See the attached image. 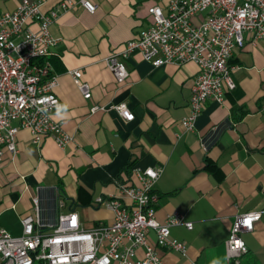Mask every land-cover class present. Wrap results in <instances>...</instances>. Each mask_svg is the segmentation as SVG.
<instances>
[{
    "label": "crops",
    "instance_id": "0c3cea01",
    "mask_svg": "<svg viewBox=\"0 0 264 264\" xmlns=\"http://www.w3.org/2000/svg\"><path fill=\"white\" fill-rule=\"evenodd\" d=\"M21 1L0 0V14L14 11ZM29 1L47 13L64 0ZM91 2L94 13L77 5L50 26L57 40L49 59L57 79L54 92L63 104L54 119L72 140L59 148L45 138L38 148L27 130L19 131L17 153L5 152L0 163V230L21 237L20 221L32 213L34 198L48 222L74 211L87 230L111 223L113 213L94 206V199L118 197L119 184H129L133 168H161L154 185L156 219L161 223L179 214L193 224L191 231L171 228V238L185 244L186 256L163 249L162 264H264V41L252 42L244 34L243 49L229 62L235 88L222 103L208 101L186 131L180 122L190 113L194 64L153 68L135 53L125 63L129 76L122 85L105 65L112 52L148 28V10L160 0ZM76 70L89 87L88 100L69 75ZM121 105L131 121L115 110ZM222 123L226 128L207 149L203 138ZM59 189L66 201L56 210ZM249 212H261V218L252 232L241 234L247 252L228 262L225 242L234 217ZM150 237L153 241L152 232Z\"/></svg>",
    "mask_w": 264,
    "mask_h": 264
},
{
    "label": "built area",
    "instance_id": "2783aa9c",
    "mask_svg": "<svg viewBox=\"0 0 264 264\" xmlns=\"http://www.w3.org/2000/svg\"><path fill=\"white\" fill-rule=\"evenodd\" d=\"M77 5L88 13L96 10L91 0H64L44 13L41 4L22 0L14 11L0 14V163L5 152L17 153L20 130H27L38 148L45 138L59 148L72 140L54 119L63 104L54 92L57 79L49 59L57 40L50 26L60 13ZM148 12L152 17L148 28L112 52L105 65L116 84L122 85L129 76L125 63L135 53L153 68L194 64L198 72L191 88L190 113L180 122L191 131L208 101L222 103L235 88L229 62L235 51L243 49L244 34L252 42L264 41V0H160ZM69 75L83 99H90L82 72ZM115 110L126 122L132 120L125 106ZM161 173V168L131 169L129 184H119L118 197L94 199V206L113 213L112 222H98L88 230L74 211L45 221L40 200L34 198L32 213L20 221L21 237L0 230V264H162L159 251L163 249L185 257V244L171 238L170 231L176 226L191 231L193 224L179 214L161 223L156 219L159 196L154 185ZM54 206L63 209L65 202L56 197ZM260 218L261 212L234 217L225 242L228 262H237L247 252L241 234L252 232Z\"/></svg>",
    "mask_w": 264,
    "mask_h": 264
},
{
    "label": "water",
    "instance_id": "95a60500",
    "mask_svg": "<svg viewBox=\"0 0 264 264\" xmlns=\"http://www.w3.org/2000/svg\"><path fill=\"white\" fill-rule=\"evenodd\" d=\"M226 124L222 123L215 128V130L210 131L202 140L204 147L210 148L218 139L221 132L226 128Z\"/></svg>",
    "mask_w": 264,
    "mask_h": 264
},
{
    "label": "trees",
    "instance_id": "16d2710c",
    "mask_svg": "<svg viewBox=\"0 0 264 264\" xmlns=\"http://www.w3.org/2000/svg\"><path fill=\"white\" fill-rule=\"evenodd\" d=\"M244 113H245V112H243V114H244ZM57 197H58L59 199H62L63 201H66L65 196H64V194L62 193L61 189L58 190V192H57Z\"/></svg>",
    "mask_w": 264,
    "mask_h": 264
}]
</instances>
